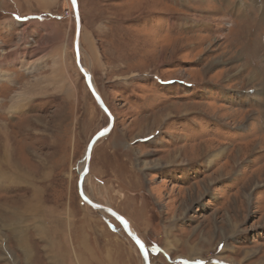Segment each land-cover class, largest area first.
<instances>
[{
  "label": "rangeland",
  "instance_id": "rangeland-1",
  "mask_svg": "<svg viewBox=\"0 0 264 264\" xmlns=\"http://www.w3.org/2000/svg\"><path fill=\"white\" fill-rule=\"evenodd\" d=\"M59 2L54 20L72 25L67 94L33 89L30 115L0 116V264L31 263L27 229L42 206L59 219L70 207L93 209L80 197L78 169L110 120L77 66L71 0ZM79 3L82 60L115 116L94 147L87 194L149 231L154 258L171 238L190 257L180 264H264V0ZM31 199L35 212L26 210ZM26 218L35 222L20 226ZM106 220L90 224L98 240L99 224L112 230ZM66 241L78 242L69 230Z\"/></svg>",
  "mask_w": 264,
  "mask_h": 264
},
{
  "label": "crops",
  "instance_id": "crops-1",
  "mask_svg": "<svg viewBox=\"0 0 264 264\" xmlns=\"http://www.w3.org/2000/svg\"><path fill=\"white\" fill-rule=\"evenodd\" d=\"M59 4V0H0V67H4L0 68V116L6 121L16 115H30V108L36 101L31 102L29 91L46 90L55 85L65 90L64 84L70 85L68 70L72 68V59L69 53V30L72 25L69 23L62 27L54 20L58 15ZM31 38L34 39L33 42ZM81 42L85 50L82 39ZM93 50L95 48L91 49L92 53ZM84 54L89 56L87 51ZM53 74L56 75L52 76ZM6 90L8 95L2 94ZM19 90L21 92H18ZM65 92L67 94V90ZM80 202L81 206L85 205ZM42 208L43 215L38 216L35 219L36 225H33L37 230L33 231V226L32 229L31 227L27 229L30 240L34 241V243L30 241L29 247L34 257L33 259L30 257L29 264H66L68 260H74L75 264H143L142 255L136 244L122 227L111 221L110 217H106V214L87 208L81 209L80 214L76 215L70 207L68 213L59 219L57 210L49 212L47 208L43 206ZM94 212L99 215H95ZM125 216L147 242L145 235L149 234V231L139 227L135 218ZM103 217L110 223L112 230L99 224L96 235L102 240H98L89 233L94 229L90 224ZM61 220H67L68 224H58ZM73 221H78V224L81 221L82 226L79 230L73 228ZM34 222L26 218L19 224L23 227ZM67 230L70 239L78 240L76 244L67 243ZM170 240L159 248L160 251L155 258L150 249L152 264H180L183 260L179 259L181 258L179 256L190 258L183 253L179 255L177 252L179 243L171 238ZM200 249L199 245H193L191 251L195 252V259ZM37 254L42 260L39 261ZM167 255H171L172 262L167 261L165 257Z\"/></svg>",
  "mask_w": 264,
  "mask_h": 264
},
{
  "label": "water",
  "instance_id": "water-1",
  "mask_svg": "<svg viewBox=\"0 0 264 264\" xmlns=\"http://www.w3.org/2000/svg\"><path fill=\"white\" fill-rule=\"evenodd\" d=\"M71 2H72V8L74 11V18H75V24H76L75 37H74V51H75L77 66L82 72V74L84 75L86 84L89 90L91 91V93L93 94L99 107L108 115L109 120H110V123L107 126H105L103 129L99 130L95 134V136L91 139L89 144L87 145L84 158L82 160L83 168L81 167L78 169L79 194H80L81 199L87 205L91 206L94 210L104 212L105 214H108L109 216L114 218L116 221H118V223L121 225L125 233L133 240V242L136 244V246L140 250V253L143 258V264H152V257H151L149 246L147 245L143 237L132 227L128 218L122 213H120L117 209L112 207L111 205L95 201L85 191V182L90 172V164H91V158H92L94 147L101 138L105 137L111 132L114 126V123H115V116L111 112L101 92L99 91L97 84L93 78V73L83 63L82 53L80 51V37H81V31L83 28L82 16H81V11H80V3H79V0H75V3L73 2V0H71ZM141 244H143V248L141 247Z\"/></svg>",
  "mask_w": 264,
  "mask_h": 264
},
{
  "label": "bare ground",
  "instance_id": "bare-ground-1",
  "mask_svg": "<svg viewBox=\"0 0 264 264\" xmlns=\"http://www.w3.org/2000/svg\"><path fill=\"white\" fill-rule=\"evenodd\" d=\"M72 3V2H71ZM80 51H81V46H80ZM0 167H1V165H0ZM82 168H83V166H82ZM2 170L0 169V178L3 180V173L1 172ZM20 174L19 173H16V178H14L15 180H17L18 178H20V177H18ZM1 181V180H0ZM3 181H5V180H3ZM37 205V204H36ZM35 204H34V200L33 199H31V205L30 206H28L27 208H26V210L27 211H31V212H35L36 211V209H37V206H36ZM41 210V209H40ZM38 211V210H37ZM4 213H5V211H3ZM0 214H3L2 213V211L0 210ZM233 227V226H232Z\"/></svg>",
  "mask_w": 264,
  "mask_h": 264
},
{
  "label": "snow or ice",
  "instance_id": "snow-or-ice-1",
  "mask_svg": "<svg viewBox=\"0 0 264 264\" xmlns=\"http://www.w3.org/2000/svg\"><path fill=\"white\" fill-rule=\"evenodd\" d=\"M73 2L75 3V0H73ZM141 247L143 248V244H141ZM183 264H188V262L184 261Z\"/></svg>",
  "mask_w": 264,
  "mask_h": 264
},
{
  "label": "built area",
  "instance_id": "built-area-1",
  "mask_svg": "<svg viewBox=\"0 0 264 264\" xmlns=\"http://www.w3.org/2000/svg\"><path fill=\"white\" fill-rule=\"evenodd\" d=\"M68 13H69V16H70V12H69V10H68Z\"/></svg>",
  "mask_w": 264,
  "mask_h": 264
}]
</instances>
